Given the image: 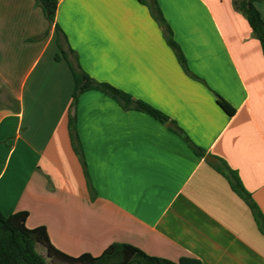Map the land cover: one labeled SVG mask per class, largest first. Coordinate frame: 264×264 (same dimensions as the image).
Masks as SVG:
<instances>
[{
    "label": "crops",
    "instance_id": "crops-1",
    "mask_svg": "<svg viewBox=\"0 0 264 264\" xmlns=\"http://www.w3.org/2000/svg\"><path fill=\"white\" fill-rule=\"evenodd\" d=\"M157 1L205 83L184 72L139 0H58L56 23L88 74L161 110L223 159L264 215L260 41L234 0ZM256 6L264 16V0ZM57 53L55 24L35 0H0V210L27 211V227L45 226L72 256L118 242L173 261L264 264L251 209L211 161L168 124L97 91L76 106L91 196L68 128L74 78Z\"/></svg>",
    "mask_w": 264,
    "mask_h": 264
},
{
    "label": "trees",
    "instance_id": "trees-1",
    "mask_svg": "<svg viewBox=\"0 0 264 264\" xmlns=\"http://www.w3.org/2000/svg\"><path fill=\"white\" fill-rule=\"evenodd\" d=\"M41 7L50 24H55L57 32V45L59 53L55 60H65L72 72L75 88L69 107L68 128L72 147L83 167L87 185L91 196L95 197L85 155L77 131L76 106L80 96L88 91H97L115 100L124 110H135L145 113L182 137L199 157H205L206 151L196 145L189 136L161 110L151 104L135 99L131 94L117 88L108 82H101L88 74L80 64L79 56L69 44L68 37L63 29L56 23L58 0H35ZM261 0H234L235 8L246 17L251 29L257 35L264 54V16L257 8L256 3ZM149 8L151 16L162 28L167 45L173 50L184 72L191 78L205 83L202 78L195 75L189 68L187 59L177 41L173 30L166 20L157 0H139ZM218 105L230 116L236 112L219 94L215 93ZM217 172L229 182L232 190L237 193L251 209L260 232L264 235V215L253 201L251 195L244 188L236 171L221 158L216 162H208ZM29 213L20 211L6 215L0 210V264H203L192 257H182L178 261L169 260L146 253L139 247L128 243H112L101 255L94 256L84 253L80 256L69 255L53 245L45 226L28 228L26 225ZM42 245L47 250V258L37 251Z\"/></svg>",
    "mask_w": 264,
    "mask_h": 264
},
{
    "label": "rangeland",
    "instance_id": "rangeland-1",
    "mask_svg": "<svg viewBox=\"0 0 264 264\" xmlns=\"http://www.w3.org/2000/svg\"><path fill=\"white\" fill-rule=\"evenodd\" d=\"M37 251L39 253H41L42 255H44L47 258V260H49L48 257L46 256L47 255V250H46V248L44 246L38 245L37 246Z\"/></svg>",
    "mask_w": 264,
    "mask_h": 264
},
{
    "label": "water",
    "instance_id": "water-1",
    "mask_svg": "<svg viewBox=\"0 0 264 264\" xmlns=\"http://www.w3.org/2000/svg\"><path fill=\"white\" fill-rule=\"evenodd\" d=\"M205 160L211 161V162H216L217 159L212 155H206Z\"/></svg>",
    "mask_w": 264,
    "mask_h": 264
}]
</instances>
